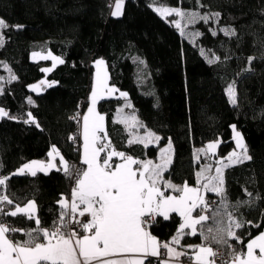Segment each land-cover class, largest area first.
<instances>
[{"label": "trees", "instance_id": "1", "mask_svg": "<svg viewBox=\"0 0 264 264\" xmlns=\"http://www.w3.org/2000/svg\"><path fill=\"white\" fill-rule=\"evenodd\" d=\"M152 3L219 13L216 26L228 27L235 35L222 31L213 35L212 20L198 21L201 34L191 43L152 8ZM112 9L111 0H0V19L9 25L0 33L4 38L0 74L10 69L16 76L14 81H3L0 108L18 118H0V177H10L2 192L14 202L4 205L10 208L33 199L40 227L52 228L58 221V201L69 195L75 178L62 168L38 170L35 176L12 174L27 160L48 158L53 146L70 169L76 165L83 169L80 147L70 136L79 134L77 112L82 113L88 105L93 62L101 58L110 84L127 93L131 107L124 109L137 114L140 129L160 135L156 144L147 147L139 142L130 144L128 132L113 118L123 99L104 98L97 106L106 114L105 135L110 146L145 160L156 157L159 147L171 140L173 157L163 177L194 185L197 169L204 162L224 158L234 147L232 126L240 130L251 159L223 171L226 205L216 194L207 196L220 213L216 217L220 227L227 228L228 213L243 222V227L235 229L243 244L229 240L241 253L251 236L264 229V0H124L121 15L112 16ZM87 10L98 14L101 24L82 37L76 16ZM17 25L22 27H14ZM200 47L219 59L209 64ZM45 50L64 61L47 73L41 69L52 65L50 59H32L34 51ZM42 80L46 81L44 87L32 91L30 86ZM47 83L53 86L47 87ZM230 84L235 87V104L226 93ZM29 112L39 127L23 122ZM214 139L220 141L216 155H201L198 162L196 150ZM1 217L16 229L37 227L23 213ZM180 222L173 213L167 220L157 216L147 227L159 241H169ZM209 223L217 226L211 220ZM10 235L16 241L27 239L22 231ZM200 242L199 235H188L181 245ZM212 245L221 247L229 257L231 249Z\"/></svg>", "mask_w": 264, "mask_h": 264}, {"label": "snow or ice", "instance_id": "2", "mask_svg": "<svg viewBox=\"0 0 264 264\" xmlns=\"http://www.w3.org/2000/svg\"><path fill=\"white\" fill-rule=\"evenodd\" d=\"M123 4L124 0H116L112 16L121 15ZM154 10L165 18L173 14L180 17L181 19L174 23L181 35H186L184 28L189 24L194 25L198 21L208 23L209 20L219 16V13L201 15L197 11H182L180 8H156ZM181 21L185 23L182 24ZM8 27L9 25L0 19V33ZM221 31L225 35H235L229 29H221ZM212 34L216 35V32L213 31ZM193 35H199V33H193ZM3 39V35L0 34V46H2ZM200 51L209 64H213L219 59L218 57L209 58V54L203 48ZM32 55L33 58L39 56L41 59H51L53 68L57 63H64L63 59L52 56L51 53L42 56L40 53L34 52ZM94 66L96 72L90 95L91 104L82 118V164L86 165V168L70 169L55 146L48 154L53 160L59 156L60 165L65 174L76 180L71 193V201L69 202L63 196L58 201L61 212L58 221L55 222V227L51 230L40 227L41 221L34 215L36 210L34 201L30 200L24 206L15 205L14 210H5L0 207V213H3L4 216L16 217L23 213L27 215L28 219L34 220L37 225L32 230H20L0 219V264H93V262L101 264L100 258L102 257H121L104 259L102 264H152L150 259L152 257L157 258V264H173V261L180 264L182 257L193 260V264H214L213 258L217 253L209 242L231 249L228 255L231 257L232 264H264V233L247 243L246 253H237L229 240L243 244V239L235 231V229L243 227V222L228 213L227 228L220 227L221 222L216 219L220 213L212 208L214 202L207 201L201 195L202 188L206 193H215L220 196L226 205L227 196L223 187V169L251 159L247 155V149L235 125L232 126L233 138L237 148L242 152L233 151L227 157L218 160L216 163L219 166L215 168L214 176L205 175L212 165L201 167L196 173L199 187H192L187 183L180 187L170 181L163 180V173L171 164V157L167 155L172 147L171 140H169L167 148L161 149L162 163H154L152 160L140 161L115 149L102 157L101 153H105L109 144H103L102 140L106 137L98 135L104 132L103 121L105 118L96 111V104L98 98H103L102 94L105 91L111 95L118 89L109 85V76L103 59L94 61ZM5 68H7L6 65ZM51 70V68L41 69L45 73ZM15 79V75H10L9 82ZM0 80L3 78L0 77ZM45 84L46 81L42 80L39 85H32L30 88L32 91H38L40 86ZM46 86L52 87L53 84L47 83ZM3 91V88H0V94H3ZM226 92L229 102L235 104L234 84H230ZM120 96L127 97V93L120 92ZM28 102L32 103L31 98ZM126 106L131 107L130 104ZM3 117L18 119L0 108V118ZM27 117L23 121L24 123H33L39 127L31 112L27 113ZM129 119L133 121V126L138 123L134 116L123 117L118 122L127 124ZM70 139H75V137H70ZM153 139L159 141L160 137L147 132L144 137L130 140L129 143H145L147 141L145 143V147H147V144L151 143ZM219 144L220 141L217 140L197 149L194 153L196 160L199 162L201 155L215 156ZM113 157H119L123 162L114 164L112 163ZM225 160L227 163L224 162ZM133 165L138 167L134 168ZM52 167H55L52 160L47 164L33 161L24 164L12 175H23L27 170L35 176L36 170L46 172ZM9 179L8 176L0 177V187H6ZM201 181L204 182L201 183ZM166 189H171L179 195H166ZM13 203L8 195L0 194V205H13ZM209 212L212 215H209ZM77 213L81 218L90 216L91 219H76ZM169 213H177L182 222L179 224L176 236L171 241L161 244L146 228L155 222L157 216H162L165 220L169 219ZM210 220L217 226L213 227L208 224ZM71 223H76L83 234L70 228ZM17 231H22L27 239L13 240L10 234ZM188 235H199L202 238V243L200 245H181L182 238ZM173 245H181V248L187 247L188 251H178ZM161 249L166 252H162ZM257 249L259 250L258 255L256 254ZM165 255L167 259H162L161 257Z\"/></svg>", "mask_w": 264, "mask_h": 264}, {"label": "crops", "instance_id": "3", "mask_svg": "<svg viewBox=\"0 0 264 264\" xmlns=\"http://www.w3.org/2000/svg\"><path fill=\"white\" fill-rule=\"evenodd\" d=\"M113 11V10H112ZM85 14H88L89 16H91L93 19H95V20H97L98 21V24H101L100 23V17H99V15L98 14H96L95 12H93V11H91V10H87V11H85V12H82L81 14H79L78 16H76V18H78V19H80V22H81V26H82V37L87 33V31L91 28V27H93V26H84L85 24H84V22H83V18H84V16H86ZM98 24H96V25H98ZM101 59V58H100ZM98 60V59H97ZM105 67H106V63H105ZM93 69H94V71H95V67H94V62H93ZM107 69V68H106ZM94 71H93V78H92V81H93V83H94V78H95V74H94ZM107 73H108V69H107ZM109 76V75H108ZM93 83H92V86H91V89H90V95H91V91H92V87H93ZM108 83H109V85L110 86H114L113 84L111 85L110 84V81L108 80ZM115 88H116V86H115ZM117 89V88H116ZM120 90H118L117 92H115V93H113V94H111V95H109L106 91L102 94L103 95V98H98V100H97V104H96V111L98 112V113H100L101 115H103L104 116V121H103V126H104V132H102V133H99L98 135H100L101 137H106V139H103L102 140V143L103 144H109V140H108V137H107V135H105V130H106V126H107V124H106V114L104 113V112H100L99 110H98V101L99 100H102V99H104V98H116V97H118V98H122L123 99V101H124V103L122 104V105H119L117 108H116V110L114 111V120L115 121H120L123 117H132V116H136V115H134L135 113L133 112V111H131V110H125L124 108L126 107V105H128V104H130L131 105V103H130V101L127 99V97H121L120 96ZM90 95H89V99H88V101H89V103L91 104V101H90ZM121 108V109H119V110H122V111H120L121 113H123L122 115V117L118 120L117 119V113L116 112H118V108ZM88 108L89 107H86L85 109H84V111L81 113L82 114V117L80 118V131H79V134H78V136H79V140H80V161H81V163H82V154H83V115L84 114H86L87 113V110H88ZM135 120L138 122V119L135 117ZM119 123H121L123 126H124V128L126 129V131L128 132V134H129V140H134V139H136V138H138V137H144L145 135H146V133L147 132H151V133H153L155 136H158V137H160V135H159V133L157 134V133H154L152 130H150V129H140V123H136L135 124V126H133V124H131V123H129V121H128V123L126 124V123H123V122H119ZM158 141H156V140H154L153 139V141L151 142V143H148V144H156ZM145 143H147V141H145ZM145 143H142L143 145H145ZM148 144H147V146H148ZM168 144H169V140L164 144V145H161L160 147H159V150H158V152H157V156L156 157H153V158H148V159H145V160H140V161H147V160H152L154 163H162V160H161V149H163V148H167L168 147ZM171 145H172V147H171V149H170V151L167 153V155L169 156V157H171V160H172V157H173V143H171ZM245 145V144H244ZM245 147H246V145H245ZM52 149L50 148V151H51ZM113 150V148H112V146H110V144H109V147L106 149V151H105V153H101V156L102 157H104V156H106V154H107V152H110V151H112ZM116 150V149H115ZM49 151V152H50ZM117 151V150H116ZM242 151V150H241ZM61 155V154H60ZM229 154H227V155H225V157H227ZM247 155H248V152H247ZM126 156H128V155H126ZM116 157H113V159H112V163H122L123 161L119 158V157H117V159H115ZM49 159V155H48V158H46V160H48ZM56 159L58 160V162H60V157L59 156H57L56 157ZM221 158H217V159H215V162H213V163H211L210 161H207V162H204V164H202L198 169H197V172L200 170V168L201 167H203L204 165H212V167H211V169L209 170V171H207L206 173H205V175L206 176H214L216 173H215V168L217 167V166H219L216 162L218 161V160H220ZM65 160V159H64ZM66 161V160H65ZM31 162H33V159H31V160H27V162L26 163H31ZM67 162V161H66ZM225 163H227V160H225L224 161ZM47 163V162H46ZM23 164H25V163H23ZM22 167V166H21ZM133 167L134 168H136V167H138L137 165H133ZM169 167V165L167 166V168ZM52 168H62L63 169V167L59 164L58 165V167H52ZM84 168H86V165H83V169ZM20 168H16V170L14 171V172H17V170H19ZM226 168H224L223 169V171L225 170ZM49 170V169H48ZM36 171H38V170H36ZM29 171H27V170H25V173H28ZM196 172V173H197ZM29 173H31V172H29ZM224 175V174H223ZM163 180L164 181H170L172 184H174V185H176V186H180V187H182L184 184H185V182H183L182 184H178V183H176V182H174L173 180H170L169 178H166V177H163ZM224 180V179H223ZM76 181V180H75ZM204 181H201V183H203ZM75 184H76V182L72 185V187L70 188V190H69V195L68 196H64L65 198H67V200L70 202L71 201V193H72V189L75 187ZM188 184V183H187ZM189 186H192V187H199L200 185H198L197 184V179H196V182L194 183V185H192V184H188ZM223 187H224V185H223ZM210 193V192H209ZM0 194H3V192H2V187H0ZM165 194L166 195H179V193H176V192H173L171 189H166L165 190ZM213 194H215V193H213ZM201 195H203L204 197H205V199L208 201L209 199H210V197H208L207 196V193L206 192H204V190L201 188ZM31 201H34L33 199H30ZM29 200V201H30ZM28 202V201H27ZM27 202H25V203H20V204H18V205H20V206H24V205H26L27 204ZM35 202V201H34ZM17 205V204H16ZM15 206V205H14ZM14 206H12V207H10L9 208V210H14ZM36 209H37V204H36ZM36 214V210H35V213H34V215ZM171 214H173V213H169V215H171ZM177 214V213H176ZM212 214V213H211ZM210 215V214H209ZM179 216V215H178ZM162 217V216H161ZM180 217V216H179ZM180 220H181V217H180ZM182 222V221H181ZM180 222V223H181ZM208 224H210V225H212L211 223H209L208 222ZM179 227V226H178ZM178 229V228H177ZM146 230L148 231V227L146 228ZM186 231H189V230H186ZM176 233L174 234V236H176V234H177V230L175 231ZM261 233H264V229L261 231V232H259V233H257V234H255V235H253V236H251V238L246 242V244H245V247H244V249L241 251V252H245L246 253V251H247V249H246V245H247V243L248 242H250V240L251 239H254L255 237H257L259 234H261ZM81 234H83L82 233V231H81ZM151 234V233H150ZM152 236H154L156 239H157V241L159 242V243H161V244H163V243H165V242H169V241H171L172 240V238L174 237H172L169 241H165V240H163V241H159L158 240V238L154 235V234H151ZM14 240V239H13ZM16 241V240H15ZM20 241V240H19ZM202 242H200V243H196V245H200ZM210 243V245H211V247H212V243L211 242H209ZM190 245H194V244H190ZM174 247H176V249L178 250V251H180V250H183V251H188V248L187 247H185V248H181V247H179L178 245H173ZM161 251H163V252H166V250H164V249H161ZM258 249L256 250V254L258 255ZM117 258H121V257H107V258H104V257H102V258H100V260H101V264H102V261L104 260V259H117ZM153 258V257H152ZM182 258H186V257H182ZM182 258L180 259V264H193V260H191V259H187V260H185V261H183L182 260ZM162 259H167V257H166V255L162 258ZM93 264H96V262H93ZM173 264H176V262L175 261H173ZM223 264H232V260H231V257L229 256V257H225V259H224V261H223Z\"/></svg>", "mask_w": 264, "mask_h": 264}, {"label": "rangeland", "instance_id": "4", "mask_svg": "<svg viewBox=\"0 0 264 264\" xmlns=\"http://www.w3.org/2000/svg\"><path fill=\"white\" fill-rule=\"evenodd\" d=\"M113 9L112 10H114V7H115V3H116V0H113ZM152 8H154V9H156V8H161V9H164V8H180V7H177V6H175V7H172V6H169V5H158V4H154V3H152ZM182 11H197V12H199L201 15H210V14H212V13H216V12H209L208 14L207 13H203V12H201L200 10H194V9H191V8H180ZM159 13V12H158ZM160 15H161V13H159ZM86 16H84V18H83V22H84V26H95L96 24H98V21L97 20H95V19H93L91 16H89L88 14H85ZM163 18L165 17V16H163V15H161ZM166 19H168L169 20V22H171L172 23V25L175 27V28H177L176 26H175V23H174V21H176V20H180L181 18L180 17H177V16H175L174 14L173 15H170V16H167V18ZM217 17H214L213 19H211L213 22H214V24H213V26L211 27V31H215V32H218V31H221V29H229L230 31H233L232 29H230V28H228V27H225V26H216V22H217ZM181 23L183 24V23H185L184 21H181ZM197 24V23H196ZM196 24H194V25H192V24H189L186 28H184V31H185V33H186V35H182L186 40H189L191 43H196V41H197V38H198V36L201 34V32L199 31V29H197V27H196ZM177 30L179 31V33H180V30L177 28ZM193 33H199V35H193ZM203 47H200V50L202 49ZM204 49V48H203ZM205 50V49H204ZM206 51V50H205ZM34 52H36V53H40L42 56H47L49 53H51L49 50H45L44 52H40V51H34ZM33 52V53H34ZM207 52V51H206ZM208 53V52H207ZM52 54V53H51ZM200 54H201V51H200ZM209 54V53H208ZM52 56H56V55H54V54H52ZM56 57H58V56H56ZM209 58H211V59H215V57L213 56V55H211V54H209ZM32 59L34 60H45V59H41L39 56H37L36 58H33V55H32ZM51 60V59H50ZM52 61V60H51ZM96 61V60H95ZM5 65H6V63H3V66L5 67ZM7 66V65H6ZM51 67H53V61H52V65L51 66H45L44 68H51ZM95 67V66H94ZM43 68V69H44ZM7 69V68H6ZM95 72H96V69H95V71H94V74H95ZM6 74L5 75H2V74H0V77H2L3 78V80H0V88H2V86H3V81L4 80H8L9 79V77H10V75H13V73H11V71H9V70H7L6 72H5ZM40 84V82H38L36 85H39ZM229 86V85H228ZM228 86L226 87V89L228 88ZM44 87V85H41L40 86V88L39 89H42ZM227 93V92H226ZM88 103V105H87V107H89L90 106V103H89V101L87 102ZM119 109H121L120 107L118 108V112H116L117 114V119L119 120L123 115V113H121L120 112V110ZM134 115H136L135 117L137 118V114L135 113ZM82 117V114L80 113V118ZM129 123H131V124H133V121L131 120V119H129ZM236 127V126H235ZM233 130V129H232ZM236 130L240 133V135H241V132H240V130L239 129H237L236 128ZM234 133H233V135H232V139H233V141H234V147L230 150V153L231 152H233V151H235V152H237V153H241L242 151H241V149H239V148H237V145H236V142H235V140H234ZM241 137H242V135H241ZM243 140V139H242ZM213 141H216L215 139L214 140H211V141H208V143L209 142H213ZM208 143H206V145L208 144ZM243 144H245V142H244V140H243ZM205 145V146H206ZM204 146V147H205ZM52 149V148H51ZM62 156V155H61ZM63 157V156H62ZM50 160H52V162H53V164L55 165V167H58V165L60 164V162H58V160L56 159V157H55V159L53 160V158L52 157H50L49 156V159L48 160H46V159H40V158H38V159H33V161H38V162H43V163H45V164H47ZM47 162V163H46ZM26 164V163H25ZM24 164H22V165H20L18 168H21V166H23ZM48 171V170H47ZM228 224H229V220H228ZM228 224H227V226H228Z\"/></svg>", "mask_w": 264, "mask_h": 264}, {"label": "built area", "instance_id": "5", "mask_svg": "<svg viewBox=\"0 0 264 264\" xmlns=\"http://www.w3.org/2000/svg\"><path fill=\"white\" fill-rule=\"evenodd\" d=\"M111 2L114 3L113 0H111ZM77 115L80 117V112H77ZM70 137H75V139H72V140H73V142H74V145H75L76 147H79V146H80L79 136L76 135L75 133H72ZM74 169H81V168H80L79 165H76ZM208 201H209V202H214L213 199H209ZM213 204H214V203H213ZM213 204H212V205H213ZM0 206H1L2 208H4L5 210H9V208H8L7 206H5V205H0ZM209 213H210V212H209ZM209 213H208V214H209ZM2 214H3V213H0V219H2V217H1ZM76 219L90 220L91 217H90V216H86V217H84V218H81V217H79V215H78V213H77V215H76ZM4 222H5V221H4ZM54 227H55V225L52 226V228H48V229L51 230V229H53ZM70 228H72V229H76L77 231H80V232L82 231L76 223H71V224H70ZM212 248H213L214 251H216V253H217V255L213 258L214 264H223V261H224V259H225V257H226V252L223 251L221 247H217V246L212 245ZM162 252H163V251H162ZM163 257H164V256H163ZM163 257H161V258H163ZM150 259L152 260V264L157 263V258L153 257V258H150ZM187 259H188V257H186V258H182L183 261H185V260H187Z\"/></svg>", "mask_w": 264, "mask_h": 264}]
</instances>
